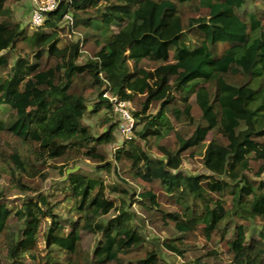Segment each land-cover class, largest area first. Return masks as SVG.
<instances>
[{
    "label": "trees",
    "instance_id": "1",
    "mask_svg": "<svg viewBox=\"0 0 264 264\" xmlns=\"http://www.w3.org/2000/svg\"><path fill=\"white\" fill-rule=\"evenodd\" d=\"M57 1L28 35L0 0V113H6L0 176L23 190L35 178L45 180L47 164L66 166L59 169L61 186L52 189L62 196L52 203L39 195L37 204L0 205V264H158L161 249L183 257L182 236L198 230L206 241L216 235L225 244L230 264H264V0ZM65 15L73 18L69 32H83L75 43L59 37ZM19 43L25 49L17 51ZM89 43L96 51L78 64ZM84 82L83 90L96 91L90 112H105L106 123L114 111L104 94L138 103L134 136L111 161L100 149L115 143L118 123L97 136L83 124L87 98L78 86ZM174 124L193 130L185 135ZM171 133L172 146L158 143ZM189 151L201 157L206 175L180 171ZM71 156L97 163V172L113 168L119 183L80 169L65 172ZM251 161L259 163L255 179ZM129 174L175 199L181 209L167 213L151 191L137 196L144 210L173 224L177 238L148 243L133 226L134 213L106 197H129L121 186ZM12 217L22 225L17 233ZM256 221L260 228L249 231ZM82 233L99 236L91 251L83 249Z\"/></svg>",
    "mask_w": 264,
    "mask_h": 264
},
{
    "label": "rangeland",
    "instance_id": "2",
    "mask_svg": "<svg viewBox=\"0 0 264 264\" xmlns=\"http://www.w3.org/2000/svg\"><path fill=\"white\" fill-rule=\"evenodd\" d=\"M6 5L11 9L13 18L20 24V28L24 30L28 35L35 29L31 26L30 23V15L33 8V1L32 0H7ZM250 8V4L249 7ZM58 30V29H57ZM59 37L62 40V44H70L75 43L83 36V32L80 29L75 30L74 32H69V29L64 25L62 30L58 31ZM18 49L23 50L25 48L23 43L18 44ZM96 51V47L92 43L84 44L83 51L81 56L79 57L77 63L81 64L87 61V59ZM15 53H10V63L14 61ZM129 67L131 68L132 65L130 63ZM81 84L78 86V92H81L87 98V106H88V113L86 114L85 118L83 119V124L88 126L91 129L93 135L97 136L101 134L103 131L107 129V127L111 123H119L120 119L119 116L114 113V115L108 116L110 122H105V112L101 111L96 114H92L90 111L93 109L96 100V91L94 88L91 89H84L83 85ZM191 103L193 105L192 114L195 117H198V109L194 104V99H191ZM131 104V113L137 111L138 103L136 101L130 102ZM157 107L151 110L152 113H155ZM5 112L0 113V118H4ZM177 131L183 134H189L192 132L193 128H180L174 124ZM115 143L109 144L101 148V152H104L106 158L111 161L113 158V153L115 149L120 146L124 140L118 131V127H116L114 133ZM134 136V132L132 138ZM174 136L173 133L167 138H164L158 141L159 144H166V145H173ZM150 156L153 158H158L159 155L156 153L155 149L150 151ZM72 159L68 164L69 169L67 170H76L80 169L83 172H87L92 176H100L104 179L105 183L109 185H115L119 183V177L116 170L113 168L102 170L100 172L95 171L94 169L97 167V163L90 161L88 159H83L79 156H71ZM201 157L197 154L192 156L190 151L187 152L183 156L182 165L180 171L185 175H199V174H207V172L203 169L200 161ZM59 163H49L46 165V178L45 180H40L39 178H35L31 183H29L30 187L22 186L23 190H20L16 187L14 183L5 177L0 176V205H5L8 209L13 210L23 203L30 201L32 204L38 203L39 195L50 196V203L55 201L56 198L60 196H54L53 190L59 188L61 183L64 179V174H60V168H66ZM103 165V164H100ZM259 166L258 162L251 161V173H249L250 177H254L253 173L257 171ZM255 179V178H253ZM260 180L264 181V173L259 178ZM126 183L121 184V186L128 192L129 197H124L120 193H106V197L114 202V204L118 207L120 205H124L125 210L128 212L134 213V220L133 226L139 228L140 231L143 233L145 238L147 239L148 243L157 242L161 243L166 240H171L177 238L179 235L174 230V226L171 223H164L162 221L161 214L155 212H149L143 209L141 202L137 201L138 194L142 193L144 190L151 191L157 197V201L159 202L161 208L160 210L163 212L171 213L174 211H179L181 208L176 203L175 199L171 198L167 195L161 186L158 184H144L139 181H133L131 179V175L125 176ZM27 185V184H26ZM52 195V196H51ZM211 210L213 215L216 219L219 217V213L221 208L219 205H212ZM62 216L64 215V211H60ZM114 213H111L108 216L100 217L98 220L101 223H104L109 217H112ZM10 227L17 233L22 225L21 222L18 221L17 218L12 217L9 220ZM249 231L257 230L260 228L259 222H253L247 224ZM182 245L185 246L184 256L180 257L176 254H173L167 250L161 249L160 260L158 264H192L193 261L196 259H201L203 264H230V255L227 254V247L223 242L219 240L216 235H213L210 241H206L202 235L200 230L190 233L187 235L182 236ZM99 240L98 235H94L91 233H82V247L85 251H91L97 241ZM151 241V242H150ZM42 243H40V248ZM148 248H151L150 244H147ZM214 251L216 255H210V253ZM135 254L129 256V258H134ZM0 262L4 263V256L0 253Z\"/></svg>",
    "mask_w": 264,
    "mask_h": 264
},
{
    "label": "built area",
    "instance_id": "3",
    "mask_svg": "<svg viewBox=\"0 0 264 264\" xmlns=\"http://www.w3.org/2000/svg\"><path fill=\"white\" fill-rule=\"evenodd\" d=\"M33 8L30 15L31 26L37 28L42 25L47 13L56 9L57 0H32ZM63 25L71 27L73 25V18L71 15H65L63 18ZM104 98L108 99L113 107V111L119 116L118 131L124 141L130 140L133 135L134 121L131 113V104L128 101H120L115 96L104 94Z\"/></svg>",
    "mask_w": 264,
    "mask_h": 264
}]
</instances>
